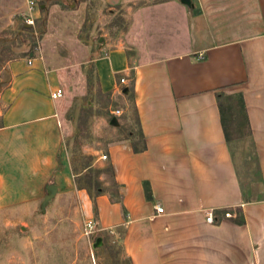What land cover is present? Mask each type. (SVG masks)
Segmentation results:
<instances>
[{
  "label": "crops",
  "instance_id": "1",
  "mask_svg": "<svg viewBox=\"0 0 264 264\" xmlns=\"http://www.w3.org/2000/svg\"><path fill=\"white\" fill-rule=\"evenodd\" d=\"M123 1L103 0L111 7ZM190 1L183 49L131 63L117 42L91 60L97 88L123 103L117 139L93 150L92 166L112 165V173L99 176L110 188L96 197L76 184L85 170L73 169L61 107L51 97L62 88L54 73L39 59L6 61L13 74L0 90L7 103L0 112V209L39 202L54 184L57 196H75L77 214L93 219L96 232L120 234L129 264H264V190L250 195L245 186L234 147L244 137L227 140L217 100L221 91L243 94L248 138L264 169V0ZM121 77L123 88L134 81L144 151L123 138L121 129L132 122L126 94L118 91ZM229 208H241L245 223L225 217L236 215Z\"/></svg>",
  "mask_w": 264,
  "mask_h": 264
},
{
  "label": "rangeland",
  "instance_id": "2",
  "mask_svg": "<svg viewBox=\"0 0 264 264\" xmlns=\"http://www.w3.org/2000/svg\"><path fill=\"white\" fill-rule=\"evenodd\" d=\"M23 5L24 0H0V61L4 54L29 65L39 59L54 73L64 92L58 102L73 156L103 151L118 137V119L111 122L116 115H105L107 106L98 112L93 58L117 42L131 53V63L177 52L188 43L190 1L124 0L111 7L103 0H48L31 30L19 15ZM10 62H0V90L12 79ZM122 104L110 94L108 109ZM6 107L0 101V112ZM234 145L243 182L250 195H256L264 190L256 147L248 136ZM102 185L109 189L111 183L103 180ZM84 225L70 193L0 209V264H129L119 233L102 231L87 237Z\"/></svg>",
  "mask_w": 264,
  "mask_h": 264
},
{
  "label": "trees",
  "instance_id": "3",
  "mask_svg": "<svg viewBox=\"0 0 264 264\" xmlns=\"http://www.w3.org/2000/svg\"><path fill=\"white\" fill-rule=\"evenodd\" d=\"M192 4L194 6L193 2ZM25 29L31 30L32 26L25 27ZM11 58H13L12 54H4V56H2L1 58V61L3 60L7 61ZM97 96L99 98L98 112L104 110L105 106H107V108L104 110L105 111L104 114L111 116L107 105L110 102V93L107 92L104 93L99 88L97 91ZM126 97L129 102L130 119L132 122V127L121 129L123 133V138L129 140L132 143L135 152L144 151L147 147V144L144 133L142 131L141 121L135 103L134 81L131 82L129 86V91L126 93ZM217 100L221 111L222 124L227 140L239 139L250 135L251 127L249 124V119L247 115V109L243 94L238 93L232 95L221 91V92H217ZM93 158H94L93 155L83 154L81 156L79 155L73 157L72 163L75 173L78 174L81 173L83 170H85L80 174V176L76 178L77 186L79 188H86L91 194V196L96 197L106 191V189L102 185V182L99 179L100 172L107 171L109 173H112V165L108 164L104 168L94 167L92 166ZM113 187L115 188L116 191L114 193H111V196H113V198L118 201L120 200V195L118 193L119 185L114 182ZM145 193L148 198H151L152 193H151L150 185L148 183H145ZM226 211L230 212L231 214H233V212L236 211L235 216L225 215V217H227L228 219L232 220L233 222H237L239 224L245 223L244 214L241 208H236V209L229 208ZM106 239L108 238L104 239L105 242ZM118 239L121 240L120 238ZM129 262L131 263L130 259Z\"/></svg>",
  "mask_w": 264,
  "mask_h": 264
},
{
  "label": "built area",
  "instance_id": "4",
  "mask_svg": "<svg viewBox=\"0 0 264 264\" xmlns=\"http://www.w3.org/2000/svg\"><path fill=\"white\" fill-rule=\"evenodd\" d=\"M47 0H24V5L21 11H19V15L22 18L23 22L27 26H34L35 22L39 18V15L42 10V4ZM31 62V61H30ZM126 79L124 77L120 78V85L118 87V91L121 92L123 86L126 83ZM64 92L62 88H56L51 93V97L54 99L61 98L63 96ZM121 109H115L113 110L114 115H120ZM106 155H102V158H106ZM156 211L157 213L164 212V207L161 205H156ZM206 220L208 222H214V215L212 211L206 212ZM85 234L86 235H92L97 231L96 223L93 219H89L85 222Z\"/></svg>",
  "mask_w": 264,
  "mask_h": 264
},
{
  "label": "water",
  "instance_id": "5",
  "mask_svg": "<svg viewBox=\"0 0 264 264\" xmlns=\"http://www.w3.org/2000/svg\"><path fill=\"white\" fill-rule=\"evenodd\" d=\"M185 2H189L190 0H183ZM191 2V1H190ZM129 91V86H125L123 89H122V93L126 94L127 92ZM117 121V117L114 116L112 119H111V122L114 123ZM49 190H51V193H49L47 196H46V199H49V197L51 195H53L55 192H56V186L54 184H51L49 186Z\"/></svg>",
  "mask_w": 264,
  "mask_h": 264
}]
</instances>
